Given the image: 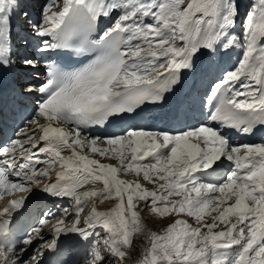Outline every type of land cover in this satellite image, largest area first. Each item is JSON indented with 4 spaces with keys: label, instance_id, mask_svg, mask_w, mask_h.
I'll return each instance as SVG.
<instances>
[{
    "label": "snow or ice",
    "instance_id": "1",
    "mask_svg": "<svg viewBox=\"0 0 264 264\" xmlns=\"http://www.w3.org/2000/svg\"><path fill=\"white\" fill-rule=\"evenodd\" d=\"M239 15L237 0H44L33 19L26 0H0V74L19 69L14 91L35 98L22 127L0 144V196L27 193L0 208V264H45L70 240L82 251L76 264H125L136 233L150 243L137 264H264V136L233 138L264 128V0H255L238 35ZM20 17L37 56L21 58L14 48ZM235 48L241 57L209 86L199 118L177 108L175 129L93 134L162 104L204 59ZM121 171L137 179H121ZM35 193L58 202L17 237L12 225ZM113 196V208L97 209ZM138 202L149 215L194 223L172 219L151 231Z\"/></svg>",
    "mask_w": 264,
    "mask_h": 264
},
{
    "label": "bare ground",
    "instance_id": "2",
    "mask_svg": "<svg viewBox=\"0 0 264 264\" xmlns=\"http://www.w3.org/2000/svg\"><path fill=\"white\" fill-rule=\"evenodd\" d=\"M30 3L31 1L29 0L26 2L27 9L29 12H31L32 18L37 19L32 9L33 5H30ZM17 22L18 21L15 20V24H14L15 29L17 27ZM236 27H238L237 24H236ZM236 32H239V31L236 29ZM30 43L33 44L34 42H30ZM27 53L28 54L32 53L31 49H29ZM241 55H242L241 51L235 48V49H232L230 52H228L226 55L215 56L210 59L209 58L204 59L205 62H202L201 70L198 71L195 75L186 74L181 84L175 89L173 93L168 94L166 96V99L162 104L158 106L146 105L132 119H129L126 121H118L108 131L102 130L101 133L111 134L112 132L119 131L121 128H125L129 125H135V126L142 127L145 129H153V130L155 129H162V130L175 129L177 127L182 126V125H178L177 123H175L174 121L170 119V114L173 111H175L177 108L180 109L182 114H187L190 121L199 118L201 116L200 101L205 96V93L208 90L209 86L212 83H214L218 78H220L224 71L229 70L230 68L234 67L238 59L241 57ZM50 58L52 60H57L59 57H57L56 55H52ZM205 64H208L209 68H211V71H210L211 74H208L207 77H204V75L206 74ZM10 71H13V70H10ZM40 71L42 72L43 69H40ZM7 76H12V77H7ZM14 76H15L14 74L11 75L8 72H4L0 74V108L3 104V99L6 100V102L7 100H9V103H6L4 114H6L8 111L10 112L9 113L10 117H8V115L6 114V117L8 118V120L3 122V124H0V125L3 127V129L5 128L8 129V131H11V129L9 128L11 124L12 126H15L16 129L18 128V126L22 127V125H20V118L26 114L24 112L25 108L23 106H19L18 102H15L16 98L15 99L12 98L11 97L12 94L8 96V94L5 93V91L10 88L9 85L14 81ZM204 89L205 91H203ZM198 91L203 92L204 95L203 94L201 95V93H198ZM258 131H260V133L257 134L256 136H253L252 138L251 136L254 135L255 133L249 136L234 135L233 138L239 143H257V142H260V138L264 136V128H261ZM100 146H103V145H100ZM106 157H109V156H106ZM114 165L119 167L118 164H114ZM57 168L58 166L51 173V176L48 178H45L43 182L54 178L56 175V172L61 170L60 168L59 169ZM126 173L128 174L130 172H126ZM109 199H110L109 203H111V205L109 206L114 207L115 204L117 203L116 198L113 196V197H110ZM88 203L92 204V201L90 200ZM96 206L98 210L104 211L102 209L104 208L103 206H99L97 205V203H96ZM44 230L46 231V229ZM74 244L75 242L74 241L72 242L71 240L65 241L64 243V252H65L64 255L67 254V251H66L67 248L65 249L67 245L68 247H71L74 249L72 258L69 264H76V262L79 261L81 257L80 256L82 252L80 251L81 249L79 247H75ZM30 250L31 249H29V251ZM62 255L58 257H50L51 258L50 260L48 258L46 261L47 264H49V261L59 263L60 262L59 259L62 257Z\"/></svg>",
    "mask_w": 264,
    "mask_h": 264
},
{
    "label": "rangeland",
    "instance_id": "3",
    "mask_svg": "<svg viewBox=\"0 0 264 264\" xmlns=\"http://www.w3.org/2000/svg\"><path fill=\"white\" fill-rule=\"evenodd\" d=\"M27 1L28 0H26V2ZM29 1H31L30 5H33V8H32L33 12L36 15V17L38 18V13L40 11V6L44 3V0H29ZM237 2L239 4L240 15H239V17L237 18V21H236V24L238 25V27H236V29L239 32H236V29H235V33L239 35L241 33V31H242L243 26H244L243 25L244 17L246 15V13L250 10V7L253 5L255 0H237ZM16 21H18V22H17L16 29L15 28L13 29L12 41H13L14 48H15L16 52L18 53V55L22 58L23 56L27 55V52L29 51V49H31V51L33 52L32 56L39 55V53L35 52V47H36L37 41H36L35 37H33L30 34V32H29V30L27 28V25L25 23H23V18L20 17V18L16 19ZM25 40L28 41L27 45L24 44ZM30 42H34V44H31ZM236 49H238V48H236ZM203 62H205V61H203ZM206 65H208V64H205V69H206ZM208 67H209V65H208ZM208 70H209V74H211V72H210L211 68L206 69V73H207ZM28 71L31 72L32 70H28ZM8 73H10L11 75L12 74L15 75V78H14V82L15 83L13 84V86L11 88L12 91H10L9 94H13L11 97L14 98V99L16 98L19 102H21V101H23V98H21L20 96L17 98L16 95H15L16 93L14 91V89L20 83L21 71L19 69H17V70H13V71H8ZM198 93H201V95L202 94L204 95L203 92L198 91ZM2 117L4 119V115ZM0 123L3 124V121H1ZM1 132H3V131L1 130V126H0V133ZM2 139L3 138L0 137V140H2ZM105 146L106 145H103L101 147H105ZM79 150L80 149L77 148V151H79ZM86 154L89 155L92 158L101 159L102 163H108V164H112V165L118 164V160L115 159V158H109V157L101 158L96 153H91V152H87V151H86ZM57 169H59V167ZM117 175L119 176V178L127 180V181H134V180L137 179V177L135 176V174L133 172H130V173L127 174L126 172L124 173V172L121 171V172H118ZM153 179H156V176L154 174H153ZM140 182L145 187H147L149 189H152L154 187L152 183H150L148 181H144L142 178H140ZM175 198L176 197H173V199H175ZM109 202H110V199L108 198L106 200H103L102 202H97V205L103 206L104 208H102V209L104 211H107L108 209L110 210L113 207V206H109V205H111V203H109ZM229 203H231V202H229ZM87 204H89V203H86L84 205V212L81 214L82 218H83V216L88 214L89 210L92 207V204H89V205H87ZM136 210L140 213L141 220H142L143 223H145L147 225V228L149 230L155 231L157 233L162 232L164 230V228L171 222L172 219H180V218L189 219L190 223H194L193 220H191L190 218L184 216L183 214H181L180 216H177V217H171L169 219L158 218L155 214L149 215L148 210L144 208V203L143 202H138ZM59 218H60L59 215H57L55 218H53L51 220L49 226L52 225V224H55L56 220L59 219ZM73 219H74V217H73ZM230 219H234V217H231ZM205 220L208 221V222H211L210 217L207 216V215L205 216ZM70 224H71V221H68L67 225L70 226ZM224 228H225V225L221 224L215 230H223ZM100 231H101V237H102L101 243H103V230L101 229ZM149 246H150L149 240H148V238L145 235L139 234V233L133 234L132 245H131V250H130V259H128L125 262V264H137V261L143 256L144 250L146 248H148ZM65 249H66L68 255H70L72 253V251H73L71 249V247H68V245L65 247ZM81 255H82V252H81Z\"/></svg>",
    "mask_w": 264,
    "mask_h": 264
}]
</instances>
